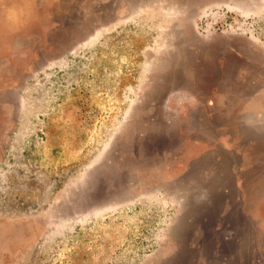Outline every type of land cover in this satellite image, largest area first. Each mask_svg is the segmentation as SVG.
<instances>
[{
    "label": "rangeland",
    "instance_id": "1",
    "mask_svg": "<svg viewBox=\"0 0 264 264\" xmlns=\"http://www.w3.org/2000/svg\"><path fill=\"white\" fill-rule=\"evenodd\" d=\"M0 264H264V0H0Z\"/></svg>",
    "mask_w": 264,
    "mask_h": 264
}]
</instances>
